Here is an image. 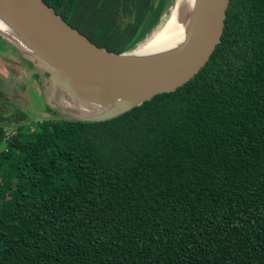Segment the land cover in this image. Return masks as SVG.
Returning a JSON list of instances; mask_svg holds the SVG:
<instances>
[{"label": "trees", "instance_id": "obj_1", "mask_svg": "<svg viewBox=\"0 0 264 264\" xmlns=\"http://www.w3.org/2000/svg\"><path fill=\"white\" fill-rule=\"evenodd\" d=\"M41 1L126 54L174 0ZM0 264H264V0H228L199 71L114 118L0 113Z\"/></svg>", "mask_w": 264, "mask_h": 264}, {"label": "water", "instance_id": "obj_2", "mask_svg": "<svg viewBox=\"0 0 264 264\" xmlns=\"http://www.w3.org/2000/svg\"><path fill=\"white\" fill-rule=\"evenodd\" d=\"M227 4L228 0H196L182 45L172 53L151 58L132 56L137 47L117 54L95 46L41 0H0V18L32 53L0 35L49 70L51 84L59 94V107L72 113L68 118L105 121L192 78L220 41ZM33 71L29 69L26 74ZM0 92L13 96L1 75ZM10 103L23 107L16 97ZM87 105L94 106L89 113ZM41 117L51 116L45 113Z\"/></svg>", "mask_w": 264, "mask_h": 264}, {"label": "bare ground", "instance_id": "obj_3", "mask_svg": "<svg viewBox=\"0 0 264 264\" xmlns=\"http://www.w3.org/2000/svg\"><path fill=\"white\" fill-rule=\"evenodd\" d=\"M195 5L196 0H175L162 25L133 51L132 56L151 58L166 55L178 49L184 41ZM0 32L12 40L22 51L32 53L31 48L1 18ZM78 108H80L79 105ZM93 108L94 106L87 105V109H91L87 110V113L91 112Z\"/></svg>", "mask_w": 264, "mask_h": 264}, {"label": "rangeland", "instance_id": "obj_4", "mask_svg": "<svg viewBox=\"0 0 264 264\" xmlns=\"http://www.w3.org/2000/svg\"><path fill=\"white\" fill-rule=\"evenodd\" d=\"M175 0L173 1L174 4ZM173 4L171 5L169 12L171 11ZM166 16V15H165ZM163 15V17L165 18ZM162 17V18H163ZM164 20V19H163ZM165 21V20H164ZM163 21V22H164ZM162 24L158 25L153 31H151L147 37L141 42V44L151 37V35L161 26ZM12 42V41H11ZM13 43V42H12ZM140 44V45H141ZM139 45V46H140ZM2 47V46H1ZM3 49V47L1 48ZM16 51V50H15ZM14 51V53H16ZM9 55L0 56V74L3 76L10 75L9 71H15V74L19 77H21V69H18L14 66V63L10 60L14 59L13 55L8 52ZM17 55H19L17 53ZM10 58H9V57ZM23 79V85L27 88L24 91H21L18 95L19 98H21V101L23 103V107L19 110L15 109V107L8 105L7 112L13 114V115H19L23 119V123H25L26 126H33L35 122H39L41 120V115L39 112L51 116L49 118L57 119V118H68L72 113L69 111H64L62 108L59 107L58 99L59 94L56 93L54 90L49 91H41L37 89L34 85H32L30 82L25 80L23 77H21V80ZM28 79V78H27ZM29 80V79H28ZM43 96V97H42ZM44 98V99H43ZM50 101H53L51 103ZM52 105H48L49 103ZM47 103V104H46ZM4 111V110H3ZM6 126V124H4ZM13 130V128L8 127V130ZM1 161H5L4 159H1ZM9 162V160H8Z\"/></svg>", "mask_w": 264, "mask_h": 264}, {"label": "flooded vegetation", "instance_id": "obj_5", "mask_svg": "<svg viewBox=\"0 0 264 264\" xmlns=\"http://www.w3.org/2000/svg\"><path fill=\"white\" fill-rule=\"evenodd\" d=\"M11 44V42H9ZM0 56H5L12 54L14 59L10 60L14 63V66L18 69H21V77H23L25 80L30 82L32 85H34L37 89L41 91H49L54 90V86L51 84L50 76L51 73L49 70L39 63L37 60H35L33 57L21 52L22 54L17 55V53H14V51L10 48V46H13L12 44L9 46L8 39L4 36L0 35ZM33 69V72H29V74H26L27 70ZM10 75L3 76L0 74L9 84V87L11 89V93L13 94L12 97L6 96L3 93L0 92V113H2L5 120H12L14 117L19 115H13L9 112H7L8 105L13 106L10 103V100L13 98H19V94L21 91H24L27 88V85H23V79L21 80V77H19L15 74V71H9ZM29 80H28V79ZM43 97V96H42ZM44 99V98H43ZM53 103V101H50ZM49 103V102H48ZM49 103L48 105H52ZM47 104V103H46ZM15 107V109L19 110L18 107ZM4 110V111H3ZM40 115H43L41 112H39ZM21 117V116H20ZM5 127H8L7 125Z\"/></svg>", "mask_w": 264, "mask_h": 264}, {"label": "built area", "instance_id": "obj_6", "mask_svg": "<svg viewBox=\"0 0 264 264\" xmlns=\"http://www.w3.org/2000/svg\"><path fill=\"white\" fill-rule=\"evenodd\" d=\"M62 106H63L64 108H68V105H67V104H64V103L62 104ZM9 134H10V135H13V134H14V130H10V129H9Z\"/></svg>", "mask_w": 264, "mask_h": 264}]
</instances>
